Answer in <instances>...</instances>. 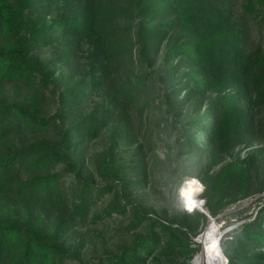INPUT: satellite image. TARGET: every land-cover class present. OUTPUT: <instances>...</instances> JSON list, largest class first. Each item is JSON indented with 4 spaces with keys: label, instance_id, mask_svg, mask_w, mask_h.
I'll return each mask as SVG.
<instances>
[{
    "label": "trees",
    "instance_id": "trees-1",
    "mask_svg": "<svg viewBox=\"0 0 264 264\" xmlns=\"http://www.w3.org/2000/svg\"><path fill=\"white\" fill-rule=\"evenodd\" d=\"M239 5L246 16L264 24V0H0V80L40 78L38 85L47 87L56 74L34 56L38 48L67 40H88L95 46L88 78L74 86L68 107L63 98L55 115L45 114L38 96L19 104L0 99V196L53 201L67 209L71 221L88 220L93 195L112 190L110 184L97 186L85 179L84 165L71 156L76 146L95 137L92 128L78 126L83 133L75 143L63 128L57 139L17 146L14 138L31 129L50 128L90 90H104L116 105L161 90L171 113L177 103H202L196 115L182 123L178 155L199 152L192 164L197 176L203 169L215 171L206 202L210 218L225 208L231 191L239 190L241 197L254 193L250 166L233 153L243 144H253L261 129L264 48L248 53L247 34L232 18ZM36 6L56 8L57 14L41 23L27 16ZM57 166L78 183L71 202L62 190L65 174L53 171ZM100 173L107 180L124 179L123 170L108 163L101 165ZM239 199L236 195L233 200ZM259 213L221 243L227 264H264V208ZM134 215V222L146 224L147 235L91 264H146L162 255L192 257L198 251L192 235L209 222L200 212H181L165 221L138 205ZM66 256L55 232H45L40 221L22 220L7 202L1 204L0 264H65Z\"/></svg>",
    "mask_w": 264,
    "mask_h": 264
},
{
    "label": "rangeland",
    "instance_id": "rangeland-1",
    "mask_svg": "<svg viewBox=\"0 0 264 264\" xmlns=\"http://www.w3.org/2000/svg\"><path fill=\"white\" fill-rule=\"evenodd\" d=\"M56 11V8L36 6L27 16L42 23L55 17ZM232 18L247 34L245 42L248 53L264 48V24L246 16L241 5L232 11ZM94 54L95 46L88 40H67L38 48L34 56L45 70L55 72L54 82L42 87L38 85L40 78L35 81L0 80V99L19 104L38 96L43 102L45 114L55 115L63 98L68 107L74 86L88 78ZM183 76L184 72L177 80L180 81ZM88 92L82 103L62 118H56L50 128L20 133L14 138L15 144L21 146L42 138L57 139L62 128L71 134L75 143L83 133L78 126L92 128L95 137L88 143L76 146L71 156L84 165L85 179L97 186L110 184L111 192L93 195L90 215L85 222L71 221L67 209L53 201L6 199L0 196V206L5 201L15 210L18 218L38 220L45 232H55L67 249L65 264L94 263L105 256L118 254L145 237L148 233L146 224L134 222L136 205L154 211L165 221L175 220L181 212L204 213L209 222L192 235V246L198 248L192 257L162 255L153 257L146 264H194L196 256L201 253L204 256L203 264H224L227 257L221 243L226 239L231 240L236 231L259 216L264 208V183L260 185L264 181V105L258 111L262 122L254 143L243 144L233 153L235 159L245 161L250 166L253 174L250 189L254 193L241 197L239 190L231 191L225 208L210 218L206 202L216 178L215 171L203 169L197 176L192 164L198 159L199 152L184 157L178 155L182 123L196 115L197 106L202 103L196 107L191 103H177L172 112L175 117L164 104L161 90L157 91V95L139 96L138 100L125 105H116L104 90ZM183 96L184 92L177 99ZM103 163L122 169L124 179H105L100 173ZM53 171L65 174L62 190L71 202L72 198H76L78 183L62 166H57ZM191 183L197 185L193 196L203 201L205 212L185 208L186 196L182 190ZM262 186L263 189H260ZM236 195L241 199L233 200ZM209 229L211 236L206 235ZM217 250H220L223 259L218 257L209 262V257Z\"/></svg>",
    "mask_w": 264,
    "mask_h": 264
},
{
    "label": "bare ground",
    "instance_id": "bare-ground-1",
    "mask_svg": "<svg viewBox=\"0 0 264 264\" xmlns=\"http://www.w3.org/2000/svg\"><path fill=\"white\" fill-rule=\"evenodd\" d=\"M197 184V182H196ZM194 183L188 184L187 186H185L182 190V193L184 194V196H186L185 198V202L187 203L188 207L191 209L193 206L197 207L198 209H201V203L196 200L193 196L195 189L197 188V185ZM189 197H191L192 201L189 200ZM187 209V208H186ZM194 211V209H193ZM207 236H211V229H209L206 233ZM203 254H198L194 260V264H202L203 262Z\"/></svg>",
    "mask_w": 264,
    "mask_h": 264
},
{
    "label": "snow or ice",
    "instance_id": "snow-or-ice-1",
    "mask_svg": "<svg viewBox=\"0 0 264 264\" xmlns=\"http://www.w3.org/2000/svg\"><path fill=\"white\" fill-rule=\"evenodd\" d=\"M189 200L192 201L191 197H189ZM218 257H219L220 259H223V257L220 256V250H217V251L215 252L214 255H211V256L209 257V262H211L212 260H215V259L218 258ZM202 264H203V262H202Z\"/></svg>",
    "mask_w": 264,
    "mask_h": 264
},
{
    "label": "built area",
    "instance_id": "built-area-1",
    "mask_svg": "<svg viewBox=\"0 0 264 264\" xmlns=\"http://www.w3.org/2000/svg\"><path fill=\"white\" fill-rule=\"evenodd\" d=\"M197 200V199H196ZM200 203H201V209L200 210H202V211H204L205 212V210L203 209V201H200V200H198ZM185 208H187L186 210H188V211H193V209L194 210H196V209H198L197 207H192L191 209L188 207V205H187V203L185 202ZM226 261H227V259H226Z\"/></svg>",
    "mask_w": 264,
    "mask_h": 264
},
{
    "label": "clouds",
    "instance_id": "clouds-1",
    "mask_svg": "<svg viewBox=\"0 0 264 264\" xmlns=\"http://www.w3.org/2000/svg\"><path fill=\"white\" fill-rule=\"evenodd\" d=\"M224 264H227V261L225 260Z\"/></svg>",
    "mask_w": 264,
    "mask_h": 264
},
{
    "label": "water",
    "instance_id": "water-1",
    "mask_svg": "<svg viewBox=\"0 0 264 264\" xmlns=\"http://www.w3.org/2000/svg\"><path fill=\"white\" fill-rule=\"evenodd\" d=\"M212 220H214V219H212Z\"/></svg>",
    "mask_w": 264,
    "mask_h": 264
}]
</instances>
